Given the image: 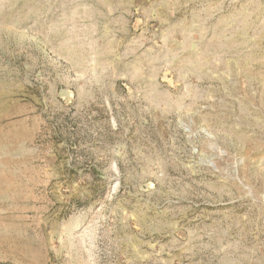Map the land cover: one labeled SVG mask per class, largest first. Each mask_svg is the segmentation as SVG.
<instances>
[{
  "label": "rangeland",
  "instance_id": "rangeland-1",
  "mask_svg": "<svg viewBox=\"0 0 264 264\" xmlns=\"http://www.w3.org/2000/svg\"><path fill=\"white\" fill-rule=\"evenodd\" d=\"M0 264H264V0H0Z\"/></svg>",
  "mask_w": 264,
  "mask_h": 264
}]
</instances>
